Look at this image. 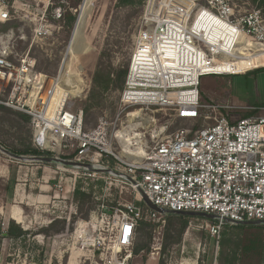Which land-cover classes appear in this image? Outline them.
I'll return each instance as SVG.
<instances>
[{
	"label": "built area",
	"instance_id": "2783aa9c",
	"mask_svg": "<svg viewBox=\"0 0 264 264\" xmlns=\"http://www.w3.org/2000/svg\"><path fill=\"white\" fill-rule=\"evenodd\" d=\"M10 21L8 10H1L0 22ZM142 21L121 95L123 108L169 110L192 126L155 142L139 159L124 154L121 132L129 124H119L123 112L85 129L83 111L67 109L71 97L55 101L60 75L50 79L38 72L32 46L17 53L13 30L0 34V106L30 117L33 148L43 157L73 156L72 162L120 173L103 179L129 187L132 201L102 215L112 223L115 247L129 251L123 263L132 257L141 222L165 224V216L141 193L170 214L214 216L207 229L218 239L228 225L264 226V116L239 118L230 104L203 102L200 93L203 77L264 69L234 66L254 55L264 59L263 11L243 9L235 0H147ZM48 28L44 15L34 36L48 35ZM229 66L234 68L227 71ZM102 159L107 161L101 165Z\"/></svg>",
	"mask_w": 264,
	"mask_h": 264
},
{
	"label": "rangeland",
	"instance_id": "374dc122",
	"mask_svg": "<svg viewBox=\"0 0 264 264\" xmlns=\"http://www.w3.org/2000/svg\"><path fill=\"white\" fill-rule=\"evenodd\" d=\"M83 2L0 0V11L8 10L11 18L10 22H0V34L14 31L15 50L19 54L28 52L32 46L31 55L37 59L39 73L50 79L57 78L64 62L69 59L67 70L79 87L78 95L67 106L72 112L83 111L102 53L108 55L106 62L112 64L116 79L117 71L130 65L134 39L143 26L147 0L142 7L127 8L117 7V0H94V9L90 13L86 5L81 10ZM235 2L247 10L256 5L255 0ZM59 9L61 12H58ZM44 15L49 21L48 35L39 39L34 36V30ZM71 17H76L73 24L70 23ZM6 24L10 27L5 31L2 26ZM124 86L125 83L120 91L111 88L98 98L97 106L88 118L87 128L97 127L102 119L113 121L120 112H123L120 125L141 119L139 123L144 129L130 132L131 147L125 152L141 153L142 147L146 151L176 130L192 126L176 119L169 110L162 111L157 107L123 108L121 95ZM200 93L203 102L230 104L239 118L246 117L252 110L264 116V70L232 77H203ZM12 111V114L0 112V146L8 151L25 150L32 146V130L16 114L18 112ZM130 113L134 114L127 117ZM144 122H148L147 125ZM118 151L121 152L120 149ZM58 157L74 161L73 156ZM102 160L101 165L107 161ZM104 177L103 174L60 164L16 160L0 151V264H264V228L256 226L230 231L226 250H223L225 230L220 239L212 237L207 229L210 220L196 217H186L188 224L180 240L165 254L162 250L168 222L156 223L155 227L147 229L146 232L152 236L149 241L145 231H140L134 240L132 257L123 263L129 251L115 253L112 223L104 220L102 215L104 209L111 211L131 202L132 196L127 185L120 182L112 184ZM78 187L90 194L91 199L77 203L74 192ZM82 209L84 213L89 211L86 220L81 218ZM11 212H19L20 217L15 218L21 224L11 219ZM167 217L173 220L171 235L177 236L182 225L178 219L180 216ZM54 220L67 221V230L56 234L55 230L60 225L46 229ZM12 221L23 230L28 229L25 231L29 234L20 239L7 238ZM83 223L91 226L82 228ZM147 241L149 253L134 255V248Z\"/></svg>",
	"mask_w": 264,
	"mask_h": 264
},
{
	"label": "trees",
	"instance_id": "16d2710c",
	"mask_svg": "<svg viewBox=\"0 0 264 264\" xmlns=\"http://www.w3.org/2000/svg\"><path fill=\"white\" fill-rule=\"evenodd\" d=\"M144 1L145 0H117V7L127 8V7H134L137 5L142 7ZM255 4H256L255 8L261 9L264 13V0H255ZM75 21H76V17L70 18L71 24H73ZM2 27L6 31L10 27V24L3 25ZM107 56L108 55L105 53L101 54V56L98 60V63H97L95 73H94L93 78H92L91 89H90L86 104H85L84 109H83V121H84L85 129H88L87 128L88 118L90 116L91 111L97 106L96 101H98V98H100L101 95H103V93L109 91L111 88H114V89L119 90V91L122 90L123 85L125 83V79H126V76L128 73L129 65H125V67H123L122 69L117 71V79H116L113 77L116 75V72L114 71L112 64L111 63L107 64V62H106ZM116 80H117V82H116ZM0 112L8 113V114L14 113L13 111L11 112L10 109L3 107V106H0ZM16 114H19V117L21 116L20 119L22 118L23 120L26 121V123L30 124V117L29 116L21 114V113H16ZM253 114H255V112H253L252 115ZM31 141H32V132H31ZM10 151L14 154L21 155V156H34V157H43L44 156L39 151L35 150L33 148V146H31V145H30V147H28L25 150L14 149V150H10ZM65 159H67V158H65ZM112 164H113V162H112ZM72 168L81 169V167H79L77 165L72 167ZM95 169H97V168H95ZM80 188L81 187H78L74 192L75 201L77 203H80V202L85 201L87 199H91V195L86 193L85 191H83ZM80 215H81L82 219L86 220L89 217V211L84 213V211L82 209V210H80ZM178 219L181 220L182 225H181V228L177 231V236L171 235L173 220L170 217H167V219L166 218L163 219L165 221V223L168 222L167 227H166V230H167L166 235L164 237V245H163V250H162L163 254L166 253L168 248H170L171 246L178 243L183 232L185 231V229L187 227L188 221H187L186 217L180 216V217H178ZM210 222L213 223L212 221H210ZM58 225H60V228L55 230L56 234H62L67 230L68 223L65 220L64 221L54 220L46 229H48V230L54 229ZM155 226H156V223L141 222L137 234L140 233V231L141 232L145 231V237L149 241L152 239V236H151V234L147 233L146 230L150 229L152 227H155ZM253 227H256V226H252V225H249V226H247V225L229 226L228 225V226H226L224 228L225 231L223 230L224 231L223 232V242H222L223 250L226 248L225 245H226V242H228L227 239L231 235L230 231H233L235 229L242 230L244 228H253ZM257 227L264 228V226H257ZM28 234H29V231L23 230L18 224H15V222L12 221L10 223V227L7 230L6 237L11 238V239H13V238L14 239H20V238H24ZM148 241L146 243L141 244V245H137L134 248L133 254L138 255L140 252L149 253L150 247L148 245ZM263 249H264V245H263ZM229 252L232 253L231 251H229ZM161 264H164V262H162Z\"/></svg>",
	"mask_w": 264,
	"mask_h": 264
},
{
	"label": "bare ground",
	"instance_id": "6f19581e",
	"mask_svg": "<svg viewBox=\"0 0 264 264\" xmlns=\"http://www.w3.org/2000/svg\"><path fill=\"white\" fill-rule=\"evenodd\" d=\"M246 44L243 45V48H247L248 46H245ZM246 49H242L241 48V51H244ZM264 56V55H263ZM259 55L257 56H252L251 58L249 59H240L238 60L237 64H234V66L236 67V69H241L243 68L242 66L246 65L247 67H259V66H263L264 65V59H259L258 58ZM255 63H259L260 65L257 66L255 65ZM68 64H69V59L67 61L64 62V65L61 69V73H60V77H59V81H60V85H59V89H58V94L55 98V101H58L60 99H62V97L64 95H67L71 98H75V96L78 95V91H79V87L78 85L76 84V82L74 81V78H73V75H71L68 70H67V67H68ZM234 66H229L227 71H231V68H234ZM236 69H233V70H236ZM240 72V71H239ZM134 113H130L128 116H132ZM131 124H129V128L126 129L125 131H122L121 132V135L123 136V138L125 139L124 140V154H128L132 157H135L136 159H139L141 158L142 156H145L146 155V151L143 149L142 147V151L141 153H134L132 154L133 152H125L129 147H131V142H130V132H137L139 129H144L142 127V123H139L141 122V119H133L131 120ZM138 122V124H136ZM145 123V122H144ZM148 122H146L145 124L147 125ZM150 123V122H149ZM133 149L136 148L135 147H132ZM94 169L97 168V169H100V165H96L93 167ZM18 222H20L19 220H16ZM91 224H93L91 222ZM86 226H91L90 224L88 223H83L82 224V228L83 227H86ZM119 251H121L118 247L115 248V253H118Z\"/></svg>",
	"mask_w": 264,
	"mask_h": 264
},
{
	"label": "water",
	"instance_id": "95a60500",
	"mask_svg": "<svg viewBox=\"0 0 264 264\" xmlns=\"http://www.w3.org/2000/svg\"><path fill=\"white\" fill-rule=\"evenodd\" d=\"M93 1L94 0H84L83 2V5L81 7V10H84L85 8V5L87 6L88 10H90L88 13L92 12V9L93 8ZM82 12V11H81ZM79 17L80 15L78 16L77 18V22L79 20ZM76 22V24H77ZM75 24V26H76ZM82 47V46H81ZM81 49V48H80ZM78 49V50H80ZM0 151L7 155L8 157H11L13 159H16V160H20V161H28V162H37V163H43V164H60V165H63V166H66V167H74V166H82V167H85L87 169H90L91 171H94V172H98V173H101L105 176H113V177H122V175L120 173H113V172H110V171H101V170H95V169H92L91 167H89V165H85V164H80V163H75V162H72V161H65V160H62L60 158H54V157H34V156H19V155H16L6 149H4L3 147L0 146ZM143 199L147 202V204L149 205V207L161 214V215H164L165 217L168 216V215H176V216H181V217H196V218H202V219H205V220H214V216L212 215H208V214H203V213H180V214H170L166 211H162L161 209H159L158 207H156L155 205H153L148 199L147 197L141 193ZM139 203H137L138 205ZM238 225H252V226H261L260 223L258 222H248V223H244V224H238Z\"/></svg>",
	"mask_w": 264,
	"mask_h": 264
},
{
	"label": "crops",
	"instance_id": "0c3cea01",
	"mask_svg": "<svg viewBox=\"0 0 264 264\" xmlns=\"http://www.w3.org/2000/svg\"><path fill=\"white\" fill-rule=\"evenodd\" d=\"M19 113V112H18ZM249 113V112H248ZM22 114V113H21ZM25 115V114H24ZM252 115V113H250V114H247L246 115V117H248V116H251ZM30 125V124H29ZM8 180H9V177H8ZM7 180V181H8ZM8 216H9V211H8ZM15 216H18V217H20V215H19V212H15V213H13V212H11V219L12 220H19V219H17V218H15ZM48 216H50V215H48ZM14 218V219H13ZM20 220H21V218H20ZM49 221H52L51 219L49 220ZM16 222V221H15ZM18 222V221H17ZM22 222V221H21ZM18 224H21L20 222H18ZM24 230H28V229H24Z\"/></svg>",
	"mask_w": 264,
	"mask_h": 264
}]
</instances>
